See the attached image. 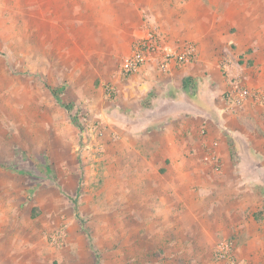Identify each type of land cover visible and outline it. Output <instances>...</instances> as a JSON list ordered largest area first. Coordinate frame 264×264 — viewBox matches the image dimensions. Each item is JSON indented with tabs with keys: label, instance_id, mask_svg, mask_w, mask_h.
<instances>
[{
	"label": "rangeland",
	"instance_id": "obj_1",
	"mask_svg": "<svg viewBox=\"0 0 264 264\" xmlns=\"http://www.w3.org/2000/svg\"><path fill=\"white\" fill-rule=\"evenodd\" d=\"M60 1L0 0V264H223L222 240L238 264H264V0H165L184 35L169 47L195 55L163 72L176 86L141 98L95 85L127 82L130 52L110 47L105 21L81 18L83 0ZM142 17L146 31L158 24ZM236 84L249 90L238 104ZM161 118L198 171L236 175V195L213 187L189 202L197 217L174 205L157 222L164 169L148 132ZM215 140L231 146L226 168Z\"/></svg>",
	"mask_w": 264,
	"mask_h": 264
},
{
	"label": "crops",
	"instance_id": "obj_2",
	"mask_svg": "<svg viewBox=\"0 0 264 264\" xmlns=\"http://www.w3.org/2000/svg\"><path fill=\"white\" fill-rule=\"evenodd\" d=\"M66 1L71 2L73 0H61L60 2L65 3ZM83 3L85 5L84 11H88L89 14L81 18L105 21L106 29H109V33H103L102 36L108 35L110 37L108 39L110 47L114 46L119 50L122 57L130 52L131 44L136 38L144 35L146 29H144L145 22L142 23V16L148 13H151L158 21L156 26H158L159 30H162L165 38H168L166 42L168 46L171 47V42H175L184 37L175 21L170 19L169 24H166V19L172 17L168 15L169 6L167 5H169V3L165 0H83ZM103 42L107 43V41ZM110 51H112V48H110ZM155 65L156 64L152 62H146L137 72L127 76V82L122 81L116 76L109 79L102 78L98 83L96 81L95 85L98 84V88L101 90L104 83L106 84V82L110 80L116 87L118 94H123V97H125V94L129 96L137 95L140 96V98L143 95L145 96L154 83L158 81L161 82L164 79L170 80L172 86L177 85L172 77L165 76V73L157 70ZM174 68L175 65L172 64L171 69ZM92 83L91 86L94 85ZM171 85H166L168 93L172 89ZM158 88H160V86H158ZM157 89L156 94L158 97L162 92H165L163 88H161L160 91H157ZM165 93H167V91ZM124 106L126 105L124 104ZM140 106L141 108L143 107L142 99ZM167 115H169V113ZM158 120L162 123L152 126L153 129L150 128V132L148 133L156 134L153 148H157L160 154L156 166L157 168L160 166L164 169L163 174H160L159 169H156L154 172L157 182L155 188L157 190V196H159L156 199V203L159 207L156 208L155 212L157 213L156 220L158 219L157 222H159V224H164L167 213L172 212L171 208L174 205V207L180 206L181 208L182 205L185 206L183 208L184 214L192 212L193 216L197 217L196 205L193 206L192 209L191 207L189 208L190 203H196L195 201L198 200L196 195H200L201 193L205 195V192H209L213 187L214 190L218 188V191H220L222 189L221 187L226 184V187L229 188H225L224 192L230 193L233 191L234 195H236L238 185L236 183L237 177L234 173L198 171L196 168L197 163L189 162V156H187L188 151L183 149L185 148L184 141H187L185 135L184 137L181 136L182 133L181 135H174L171 124H168V122L166 123L167 120L165 118ZM199 131L201 130L199 129ZM200 137L206 142L207 133H204L202 136L200 135ZM214 143L217 144L218 141L215 140ZM218 144L220 147V151L218 152L221 154L223 166L226 168L227 164L230 163L229 145L226 141L222 142V140ZM228 151L229 154L227 153ZM174 165H176V169L173 171ZM190 169H195V171ZM204 208V213H202L203 211H201V213L198 212L200 213L199 217L201 214H206L210 211L206 204ZM173 219L174 217L170 219L172 220V225L174 224Z\"/></svg>",
	"mask_w": 264,
	"mask_h": 264
},
{
	"label": "built area",
	"instance_id": "obj_3",
	"mask_svg": "<svg viewBox=\"0 0 264 264\" xmlns=\"http://www.w3.org/2000/svg\"><path fill=\"white\" fill-rule=\"evenodd\" d=\"M163 36L156 26L148 29L144 36L138 39L130 50L120 67V75L128 76L135 73L146 62L154 58L158 60V68L162 72H167L172 61L181 63L188 62L195 55V47L185 44L181 49H172L165 46ZM161 43V44H160ZM249 95V90L243 84L232 85L228 91V99L232 103H241ZM215 257L223 264H238L234 260L232 245L226 240L220 241L214 248Z\"/></svg>",
	"mask_w": 264,
	"mask_h": 264
},
{
	"label": "trees",
	"instance_id": "obj_4",
	"mask_svg": "<svg viewBox=\"0 0 264 264\" xmlns=\"http://www.w3.org/2000/svg\"><path fill=\"white\" fill-rule=\"evenodd\" d=\"M183 84L185 85V86H187L188 84H189V81H185V79L183 80ZM50 91H51V93H52V95L56 98V100L60 103V105L61 106H63L66 110H69L70 109V105L68 104V103H61V101H60V98H59V91L57 90V89H54V88H51L50 89ZM191 97L194 99V100H196V102H200L199 101V99H198V97H197V94L195 93V92H193L192 94H191ZM229 140V139H228ZM231 141V140H230ZM229 150H230V152H231V146H229ZM233 153V152H232ZM231 154V153H230ZM232 157H233V155H232ZM236 160V159H235ZM258 188V187H257ZM256 188V189H257ZM258 190V189H257ZM259 192L262 194V195H264V189H259Z\"/></svg>",
	"mask_w": 264,
	"mask_h": 264
}]
</instances>
